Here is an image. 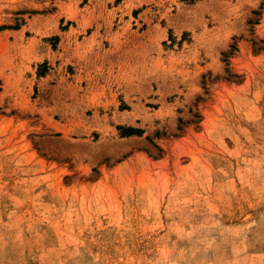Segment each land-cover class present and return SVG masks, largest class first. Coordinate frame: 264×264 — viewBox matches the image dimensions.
<instances>
[{
    "label": "rangeland",
    "instance_id": "1",
    "mask_svg": "<svg viewBox=\"0 0 264 264\" xmlns=\"http://www.w3.org/2000/svg\"><path fill=\"white\" fill-rule=\"evenodd\" d=\"M0 264H264V0H0Z\"/></svg>",
    "mask_w": 264,
    "mask_h": 264
},
{
    "label": "trees",
    "instance_id": "2",
    "mask_svg": "<svg viewBox=\"0 0 264 264\" xmlns=\"http://www.w3.org/2000/svg\"><path fill=\"white\" fill-rule=\"evenodd\" d=\"M122 131H129V129L127 128V129H122Z\"/></svg>",
    "mask_w": 264,
    "mask_h": 264
}]
</instances>
